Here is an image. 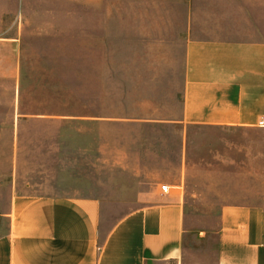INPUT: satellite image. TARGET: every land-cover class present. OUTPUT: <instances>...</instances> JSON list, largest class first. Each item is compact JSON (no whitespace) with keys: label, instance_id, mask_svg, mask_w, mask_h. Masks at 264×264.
Returning a JSON list of instances; mask_svg holds the SVG:
<instances>
[{"label":"rangeland","instance_id":"rangeland-1","mask_svg":"<svg viewBox=\"0 0 264 264\" xmlns=\"http://www.w3.org/2000/svg\"><path fill=\"white\" fill-rule=\"evenodd\" d=\"M91 3L0 0V199L93 196L111 226L180 182L187 250L215 264L223 207L264 208V133L84 118L178 119L183 104L181 46H149L130 0Z\"/></svg>","mask_w":264,"mask_h":264},{"label":"crops","instance_id":"crops-1","mask_svg":"<svg viewBox=\"0 0 264 264\" xmlns=\"http://www.w3.org/2000/svg\"><path fill=\"white\" fill-rule=\"evenodd\" d=\"M130 1L131 26L153 37L149 46L168 51L179 44L184 52L181 115L84 118L173 125L182 132L194 126L264 133V0ZM162 185L152 201L111 226L97 197L13 186L0 199V264H206L186 247L191 232L182 184L169 180L168 194ZM220 225L215 264H264L263 207L225 205ZM205 241L201 232L195 238Z\"/></svg>","mask_w":264,"mask_h":264},{"label":"built area","instance_id":"built-area-1","mask_svg":"<svg viewBox=\"0 0 264 264\" xmlns=\"http://www.w3.org/2000/svg\"><path fill=\"white\" fill-rule=\"evenodd\" d=\"M161 188H162L161 191L163 194H168L171 190L170 186L167 184H163Z\"/></svg>","mask_w":264,"mask_h":264}]
</instances>
